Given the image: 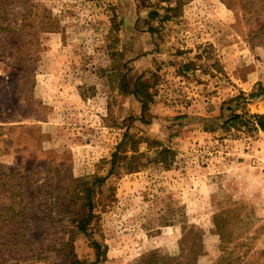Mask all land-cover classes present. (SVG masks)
Listing matches in <instances>:
<instances>
[{
    "label": "rangeland",
    "instance_id": "rangeland-1",
    "mask_svg": "<svg viewBox=\"0 0 264 264\" xmlns=\"http://www.w3.org/2000/svg\"><path fill=\"white\" fill-rule=\"evenodd\" d=\"M13 5L0 264H264V0Z\"/></svg>",
    "mask_w": 264,
    "mask_h": 264
},
{
    "label": "trees",
    "instance_id": "trees-1",
    "mask_svg": "<svg viewBox=\"0 0 264 264\" xmlns=\"http://www.w3.org/2000/svg\"><path fill=\"white\" fill-rule=\"evenodd\" d=\"M14 1L15 0H0V43L3 40L4 43H7L4 46V50L7 48L8 44L12 42V40L15 38V30L13 28V21H14V16L12 14V8L14 7ZM25 5V7L22 8H26L24 13H22L21 18L19 20V23L26 27L28 25L32 26V27H36V26H40V24H44V28H52V22L50 20L48 21H41L37 19L38 15V8L35 4H31L28 1H25L23 3ZM230 7V6H228ZM36 19L37 24L35 25L34 23H32V21H34ZM35 22V21H34ZM42 22V23H41ZM50 22V23H48ZM46 24H50V25H46ZM49 26V27H47ZM264 28L261 27V29ZM12 34V35H11ZM4 51L2 53H0V59L1 57H3ZM139 88H136V90L134 91V94L137 96V98H139L142 102V110L145 111V109L147 108V101H145L144 99H142L140 97V91L143 92L142 90H140ZM255 96V95H253ZM247 116V115H246ZM250 116V117H249ZM248 119L245 120V123L248 124L249 127H251L252 129L255 130H263L264 131V115H260V114H253V115H249ZM244 116L237 114V113H233V115L230 117V121L229 122H237V121H241L243 119ZM170 153V149L168 148H164L162 150H160L158 152V154L160 155H168ZM83 221L79 222L78 228L81 229L82 231L85 232V229L82 228ZM93 246L96 248V261L94 262H88L86 260H80L78 259L76 256L73 257V259L71 260L70 264H96L98 263L102 257H103V253H104V249L102 248V245L100 243H98L97 241H93ZM185 254L183 253L182 256L179 257H175L173 259H167L166 258H162L159 257L157 254L155 253H150L149 255L142 257L138 264H185V262L183 261L185 256Z\"/></svg>",
    "mask_w": 264,
    "mask_h": 264
},
{
    "label": "crops",
    "instance_id": "crops-1",
    "mask_svg": "<svg viewBox=\"0 0 264 264\" xmlns=\"http://www.w3.org/2000/svg\"><path fill=\"white\" fill-rule=\"evenodd\" d=\"M260 133H264V131L263 130H260Z\"/></svg>",
    "mask_w": 264,
    "mask_h": 264
}]
</instances>
